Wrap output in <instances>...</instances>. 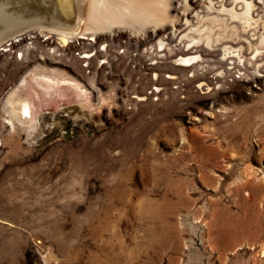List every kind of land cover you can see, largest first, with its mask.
Segmentation results:
<instances>
[{
    "label": "rangeland",
    "instance_id": "rangeland-1",
    "mask_svg": "<svg viewBox=\"0 0 264 264\" xmlns=\"http://www.w3.org/2000/svg\"><path fill=\"white\" fill-rule=\"evenodd\" d=\"M70 47L0 55V264H264V190H235L244 167L264 182V78L178 92L164 65L154 95L141 50L87 65ZM24 78L23 94L63 80L91 107L51 95L27 137L2 109Z\"/></svg>",
    "mask_w": 264,
    "mask_h": 264
},
{
    "label": "bare ground",
    "instance_id": "bare-ground-1",
    "mask_svg": "<svg viewBox=\"0 0 264 264\" xmlns=\"http://www.w3.org/2000/svg\"><path fill=\"white\" fill-rule=\"evenodd\" d=\"M39 5L40 2L32 3L34 7ZM38 10L41 12L36 15L37 21L43 20L44 25L20 29L3 40L4 30H17L21 23L0 28V55L11 50L25 53L34 48L61 51L63 57L70 58V46L78 45L80 59L88 65L93 56L113 61L116 47L127 53L141 50L139 60L145 71L152 74L154 95L163 91L156 81L164 65L180 70L179 77L169 72L165 76L175 80L173 85L178 92L187 91L183 82L193 84L199 94L207 95L236 75L241 82L257 83L264 78V0H44V8L39 6ZM41 82L42 85L34 84L42 92L32 90L33 94L28 96L23 94L28 85L24 78L2 100L10 124L26 128L27 137H33L38 130L37 115L48 108L51 95L58 99L71 95L72 102L83 108L91 107L86 100L89 97L85 98L83 91L80 92L82 88L75 84L45 78ZM64 85L72 91L58 90V94H51L52 89ZM146 99L144 95L139 98ZM243 173L244 181L235 185L236 191L240 192L244 186L264 190V182L255 170L244 167ZM263 200L262 196L252 199L257 217L264 210L258 207L259 203L264 205Z\"/></svg>",
    "mask_w": 264,
    "mask_h": 264
},
{
    "label": "water",
    "instance_id": "water-1",
    "mask_svg": "<svg viewBox=\"0 0 264 264\" xmlns=\"http://www.w3.org/2000/svg\"><path fill=\"white\" fill-rule=\"evenodd\" d=\"M31 2H41V7L44 8V0H0V28H5L24 20H26L27 24L32 23L36 19L33 16L39 14L41 10H38L40 5L34 7Z\"/></svg>",
    "mask_w": 264,
    "mask_h": 264
}]
</instances>
